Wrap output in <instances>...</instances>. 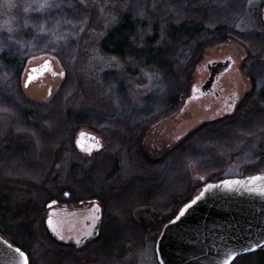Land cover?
Instances as JSON below:
<instances>
[{"label": "rangeland", "instance_id": "obj_1", "mask_svg": "<svg viewBox=\"0 0 264 264\" xmlns=\"http://www.w3.org/2000/svg\"><path fill=\"white\" fill-rule=\"evenodd\" d=\"M263 7L264 0H0L3 90L18 106L22 104L14 92L16 85L9 81L13 76L6 72L9 63H18L14 54L19 52L28 55L20 84L24 97L35 104L47 103L49 87H52L51 95L61 89L63 96V112L48 116L47 121L42 117L46 113L32 108L27 109L29 117L25 119L13 118L14 112L9 109L0 110V147L21 137L7 135L8 132L26 133L28 138H20L18 143L22 142V149H27L28 165L38 168L40 160L39 132L35 128L44 129V124L38 125L47 122L51 131H58L50 144L51 162L36 175L17 171L19 175L7 178L4 171L8 167L0 162V233L25 250L29 264H158L155 243L163 227L184 205L183 201L191 200L206 183L264 175V100L260 95L249 98L248 107L241 112L242 118L219 126L211 145L202 142L193 147L186 145L192 155L195 147H205L204 151L216 148V157L208 166L205 164L209 158L200 154L193 161L189 160V153H183L187 164L174 155L170 162L173 165L151 168L142 166L135 152L138 127L147 124L153 116L158 115L159 121L147 128L142 142V151L150 162L164 158L175 148L180 149L183 138L203 123L194 105L185 108L190 88L201 76L197 67L188 91L181 94L183 101L173 112L167 103L176 88L185 82L180 76L185 75L192 48L212 40L214 30L217 39L225 40L205 49L198 63L224 55L233 56L238 62L244 59V82L249 85L250 73H259V63H264V53L259 58L253 57L254 60L248 58L249 41L239 36L248 39L255 32H263ZM183 19L202 25L203 32L191 39L186 50L181 48L170 57V73L157 66L138 64L133 55V60L127 56L121 61L100 50V42L111 29L133 21L132 46L135 52H141L138 57L143 61L142 51L148 47L163 50L167 28ZM47 59L52 61L55 71L64 72V79L53 81L47 77L42 88L38 84L23 88L27 68ZM260 81L253 93L264 91V78ZM69 130L77 131L75 137L84 130L97 133L106 153L112 155L111 160L101 163L83 158L75 150L72 152L69 141L60 136L62 131ZM181 163L186 173L180 169ZM93 164L95 175L86 174ZM180 172L184 179H175L177 184H183L178 188L173 184V176L178 177ZM63 188L74 191L80 200L95 197L104 204L100 238L82 253L62 250L46 236L43 228V208L51 199H57ZM160 192L165 197L161 204L170 201L168 211L155 207V197ZM149 196L154 197L153 201L149 202ZM233 264H264V252L241 256Z\"/></svg>", "mask_w": 264, "mask_h": 264}, {"label": "water", "instance_id": "obj_2", "mask_svg": "<svg viewBox=\"0 0 264 264\" xmlns=\"http://www.w3.org/2000/svg\"><path fill=\"white\" fill-rule=\"evenodd\" d=\"M50 65L47 60L32 68L25 86L51 72ZM230 66L228 61L216 68L212 79ZM75 145L87 154L102 150L100 140L87 132L78 134ZM17 249L0 235V264H28L25 253ZM256 251H264V175L207 184L164 227L156 244L159 264H224L234 257L232 263Z\"/></svg>", "mask_w": 264, "mask_h": 264}, {"label": "flooded vegetation", "instance_id": "obj_3", "mask_svg": "<svg viewBox=\"0 0 264 264\" xmlns=\"http://www.w3.org/2000/svg\"><path fill=\"white\" fill-rule=\"evenodd\" d=\"M261 21L263 23V32H255V34L256 37H262L264 40V7L261 10ZM262 53H264V50L261 52V54ZM228 61L231 62V66L229 67V69L217 79H212L215 69L220 66H223ZM15 62L18 63H9V65H14V67L17 68L18 74L13 75V77L9 79V81L13 82L16 85V91L14 92L19 96V99L22 101L23 105H19L21 106L20 108L15 103L14 99L10 97L9 99L13 103L12 105L14 106V112L16 111L19 117L28 118L29 112L27 111V109L32 108V106H46L49 102L52 101L55 95H51L52 87H49L46 93L47 103L35 104L26 97H24L23 91L20 88V84L22 81V77L24 76V71L22 67L27 61L21 66L20 62L16 60L15 57ZM42 63L27 68V72L25 73V81L23 82V88L26 89L30 85L34 84H38L42 88L45 85V79L47 77H50L51 80L56 81L64 76L62 72L55 71L54 66L51 64L53 69L51 72L47 71L42 76L37 79H34V81H31L28 85L25 86L29 75V70L38 67ZM244 63V59L238 62L235 57L224 55L204 64H197L196 69L201 70V76L198 77L197 84H193L191 86L189 97H187L185 101V104L187 105L185 106V108L188 109L187 107H189V105H194L196 107L197 112L201 114V116L199 117L201 118L200 123L203 122L200 124V126L206 123H213L219 121L221 122L225 119L233 117L239 112L240 106L243 101L246 100L247 97L253 93L255 88L254 79H252L250 76V78L248 79L249 85L244 82ZM254 64L258 65V63ZM182 99L183 97H181L180 100ZM32 110L36 109L32 108ZM206 118H209V122H207L208 120L204 122ZM87 132L98 136V134L94 133L93 131ZM7 135H21L20 138L22 139L28 138V135L26 133L19 134L10 131L7 133ZM187 136L188 135H186L183 140H185ZM19 139H16L14 143H12L11 141V144L5 145V147H0V162L2 166H8V162H11L15 169L16 167L28 165V162H25V154L27 152V149H22L23 144L22 142L18 143ZM100 141L102 142L101 139ZM73 145L76 148L75 143ZM10 146L14 147L11 148ZM103 151L104 149L101 152ZM76 152L79 156L90 160H95V155H97L94 153L81 154L80 152H78L77 148ZM6 153L12 154L14 158L10 159L13 156L7 158ZM4 173L7 175V178H13L16 171L13 169H7L4 171ZM102 206H104V204H102L100 199L98 198L93 197L87 200H80L77 198V195L74 191H70L68 189L63 188L58 198L51 199L43 208V228L45 230L46 236L48 238H51L54 243L58 245V247H60L62 250H68L76 253H82L86 251L100 238L101 229L104 223V211ZM49 221H51V223H49ZM22 226L25 227L27 225ZM25 234L26 233H24V235ZM95 234H97V236L95 237V239H92ZM0 235L2 236L1 233ZM2 238L7 241L11 246L23 251L27 255V258H29L28 254L19 244L13 242L12 239L8 240L5 239L3 236ZM24 240L26 242V239ZM234 261L231 264H233Z\"/></svg>", "mask_w": 264, "mask_h": 264}, {"label": "trees", "instance_id": "obj_4", "mask_svg": "<svg viewBox=\"0 0 264 264\" xmlns=\"http://www.w3.org/2000/svg\"><path fill=\"white\" fill-rule=\"evenodd\" d=\"M131 21V20H130ZM178 22V21H177ZM190 29L192 31H190ZM134 31H135V23L133 21H131V23L129 24H119L116 27H114L113 29H111L106 35L107 37L102 40L100 42V50L102 51V53L104 55L107 56H111V57H115L118 60L121 61H125L126 57L130 56V58L132 59L133 55L136 59H134V61L138 64L141 63V65L147 67V66H157L159 69L161 70H168L170 73L171 72V64H168L169 59H171L170 57H174L175 55H177V50L179 49H184L186 50L189 47L190 41L192 38H195L197 36H199L202 32H203V26L200 24L195 23L194 21H188L187 19H183L182 21H179L177 24L175 25H171L167 28V39L164 43L163 46V50L160 51H156L153 50L151 48H145V50L142 51V53L145 54V59L143 61H140L138 54H141V52H135L134 48L132 46V40H133V36H134ZM215 36H211L212 40L210 41H206L205 44L201 43V44H196L194 45V47L191 50L190 55L187 57V62H186V67H185V75H179L180 77H183L185 80L184 83L181 84V90L177 91L180 88H176L175 92H173L171 94V98L170 101L167 104L171 105V112H173L175 110V108L178 106L181 96L183 95V93L187 92L189 89V81L190 78L193 75V71L194 68L197 66L198 62H199V58L200 56L203 54V51L209 47L214 46L215 44L221 43L222 40L224 41V37H222L221 39H217L218 35L217 32L214 30ZM217 35V36H216ZM246 36L240 35L239 39L242 40H248V44H250V50L247 53L249 55L248 58H252L254 60L253 57H257L259 58V55L261 54V52L264 50V40L262 37H256V34L254 33L253 35H250V37L248 39H243ZM189 42V43H188ZM137 53V54H135ZM260 53V54H259ZM30 54L33 55L32 52H30ZM16 57V60H18L19 62H21V64L25 63L28 59V55L27 53H16L14 54ZM133 60V59H132ZM171 63V62H170ZM259 73H250V76L252 79H254V84L255 86L257 85L258 82H262L260 81V78H264V63H259ZM11 68V69H10ZM168 68V69H167ZM244 71H245V64H244ZM6 72L15 75L18 74L17 68L14 67V65H7L6 66ZM263 72V73H262ZM1 83V81H0ZM264 83V82H263ZM4 88L2 87V84H0V110L1 109H9L11 110V113L13 114L14 112V106L12 105V101L9 99L7 93L5 90H3ZM255 89V88H254ZM60 90L58 89L57 92L55 93L54 98L52 99L51 102H49L46 106L43 105V107H36V106H32L33 109H36L37 111H43L44 113H46V116H42L45 117L44 119H48V116L51 117H55L58 116L60 113H62L63 111H61V108L63 106V99H62V95L60 94ZM182 94V95H181ZM257 96L258 95L261 96V98L263 97L264 100V91L260 92H254L253 94L249 95L247 97L246 100L243 101V103L240 106V114L234 118L235 120L232 121V117L229 119H225L223 121H219V122H213L211 124H206L203 125L202 127H200L199 129L195 130L194 132L190 133L185 140L183 141V146L180 147V149L176 150L173 149L172 151L169 152V154H167V156H165L164 158L157 160L155 162H150L147 157L144 155L143 151H142V142L143 139L145 138V134L147 131V128L152 124H155L159 121V116H153L152 120H149L147 122V124H140L138 127V135L137 138L135 139V152L137 155V160L141 163L142 166H150L151 168L154 167H163V166H171L173 165L172 163H170L173 158L174 155H179L180 160H182V162H184V164H187L186 162V158L185 156H183V153H189V151H187L186 149V145L187 144H192L191 146L193 147L195 144L200 143V144H206V145H211V143L213 142V140H215L216 134L215 132H218L220 130L219 126L221 124H230L233 123L234 121H238L240 118H242L241 112L243 110H245V108L248 107V100L251 96ZM256 97V98H257ZM264 106V105H263ZM12 107V108H11ZM246 112V111H244ZM43 113V114H44ZM42 114V115H43ZM19 117V115L17 114V112H14V117L13 118H17ZM41 117V118H42ZM22 118H27V117H22ZM71 120H74V122H77L76 119H72L73 117H69ZM47 123V122H46ZM45 122H41L38 126L44 124V129H40L39 127H36L35 130L38 131L39 133H37L39 135V142H40V160L38 161V164L34 167L32 164L30 165H24L22 167H15L13 166V164L11 162H8V169L14 168V170L16 171V175H19L17 171H20V173H28V175H36L37 171H41V168H45L46 166H48L51 162V157H52V150L53 148L50 147L51 141L53 136H55L54 131H51L49 126L46 124ZM219 128V129H218ZM218 129V130H217ZM50 130V131H49ZM78 131L80 129H77ZM49 131V133H47ZM71 132H61L60 136L62 137L61 139H64V141H69L70 144V148L71 151L74 152V138H75V134L77 131H72L69 130ZM208 131H212V133L214 134H206ZM59 136V137H60ZM57 138V137H56ZM58 139V138H57ZM218 139V138H217ZM65 143V142H64ZM122 142H119V145H121ZM116 148L119 146H115ZM191 147V149H192ZM205 147H199V149H204ZM113 149V148H112ZM111 149V151H112ZM198 148H193L192 153H189L191 156H189V160H193V161H197V156H200V154L203 156V158H209L207 161V163L205 164V166H208V163L211 162L213 160V158H215V149L213 148L210 151L207 150H202V152H199ZM107 150L105 149L103 152L95 155V159L98 162L104 163L105 161H110L111 160V156L109 153H106ZM215 152V153H214ZM11 156H13L10 153H6V157L10 158ZM14 156L10 159H13ZM186 159V160H185ZM206 162V161H205ZM17 165V164H16ZM46 165V166H45ZM175 165V164H174ZM182 167L180 166V169L186 173V171L183 169L185 168L183 165V163H181ZM40 166V167H39ZM93 168V170H92ZM18 169V170H17ZM40 169V170H38ZM95 170H96V165L93 164V166L90 168V171H88L86 174H92L95 175ZM14 174V175H15ZM186 178V177H185ZM173 179H184L182 177V173L180 172V175L178 177L173 176ZM184 181V180H183ZM175 183H173L174 185L176 184V186L179 188L180 186H183V184H177L178 181H174ZM142 189V188H141ZM147 192V191H146ZM149 202L153 201L154 197L153 196H149ZM165 199L164 195H162V193L160 192V194H157L155 197V200L157 201V205L155 206L156 208L159 207L161 210L164 211H168L170 205L168 202L170 201H166L167 204L162 203L161 204V200ZM188 201L185 200L183 201V204L187 203ZM149 205H152L150 203H148ZM160 204V205H158ZM146 205V204H145ZM182 206V205H181ZM166 208V209H165ZM134 245H138L136 242H132Z\"/></svg>", "mask_w": 264, "mask_h": 264}, {"label": "snow or ice", "instance_id": "obj_5", "mask_svg": "<svg viewBox=\"0 0 264 264\" xmlns=\"http://www.w3.org/2000/svg\"><path fill=\"white\" fill-rule=\"evenodd\" d=\"M193 203H195V201ZM183 215H184V213L182 212L181 216H183ZM49 223H51V221H49ZM16 251L19 252V249H17ZM232 259H234V257H231V258L225 260L224 264H231ZM25 264H26V262H25Z\"/></svg>", "mask_w": 264, "mask_h": 264}]
</instances>
